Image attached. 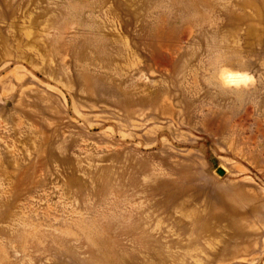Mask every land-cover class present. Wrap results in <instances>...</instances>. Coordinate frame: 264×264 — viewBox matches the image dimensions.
Masks as SVG:
<instances>
[{
    "label": "rangeland",
    "instance_id": "obj_1",
    "mask_svg": "<svg viewBox=\"0 0 264 264\" xmlns=\"http://www.w3.org/2000/svg\"><path fill=\"white\" fill-rule=\"evenodd\" d=\"M0 264H264V0H0Z\"/></svg>",
    "mask_w": 264,
    "mask_h": 264
},
{
    "label": "clouds",
    "instance_id": "obj_2",
    "mask_svg": "<svg viewBox=\"0 0 264 264\" xmlns=\"http://www.w3.org/2000/svg\"><path fill=\"white\" fill-rule=\"evenodd\" d=\"M229 76H231V79H229ZM223 79L225 80V83L226 84H230V85H235V84H237L238 83V80L233 76V75H231V74H224L223 75ZM244 79H251V77L250 76H247V75H245L244 76Z\"/></svg>",
    "mask_w": 264,
    "mask_h": 264
},
{
    "label": "water",
    "instance_id": "obj_3",
    "mask_svg": "<svg viewBox=\"0 0 264 264\" xmlns=\"http://www.w3.org/2000/svg\"><path fill=\"white\" fill-rule=\"evenodd\" d=\"M217 173L220 174V175H222L223 174V170L222 169H218L217 170Z\"/></svg>",
    "mask_w": 264,
    "mask_h": 264
},
{
    "label": "snow or ice",
    "instance_id": "obj_4",
    "mask_svg": "<svg viewBox=\"0 0 264 264\" xmlns=\"http://www.w3.org/2000/svg\"><path fill=\"white\" fill-rule=\"evenodd\" d=\"M229 79H231V76H229Z\"/></svg>",
    "mask_w": 264,
    "mask_h": 264
}]
</instances>
